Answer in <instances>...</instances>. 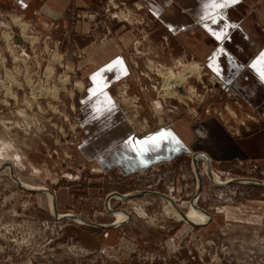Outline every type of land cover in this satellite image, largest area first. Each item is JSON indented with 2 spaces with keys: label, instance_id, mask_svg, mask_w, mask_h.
I'll list each match as a JSON object with an SVG mask.
<instances>
[{
  "label": "rangeland",
  "instance_id": "rangeland-1",
  "mask_svg": "<svg viewBox=\"0 0 264 264\" xmlns=\"http://www.w3.org/2000/svg\"><path fill=\"white\" fill-rule=\"evenodd\" d=\"M244 1L264 21V0ZM13 19L28 25L35 44ZM77 23L88 30L75 33ZM159 27L141 0H94L71 12L66 33L31 24L0 0V264H264V159L210 162L209 169L193 152L126 174L84 153L107 127L105 93L123 118L118 122L138 137L212 115L244 138L260 128L200 62L159 37ZM113 37L127 73L91 83L108 57L99 62L81 48ZM195 64L201 78L191 75L177 87L182 102L162 97L166 70ZM165 200L181 213L193 202L200 214L194 224L178 221L165 212ZM115 213L124 220L116 223Z\"/></svg>",
  "mask_w": 264,
  "mask_h": 264
},
{
  "label": "crops",
  "instance_id": "crops-1",
  "mask_svg": "<svg viewBox=\"0 0 264 264\" xmlns=\"http://www.w3.org/2000/svg\"><path fill=\"white\" fill-rule=\"evenodd\" d=\"M27 21L49 32L66 33L73 10L93 5L94 0H7ZM141 0L145 11L158 23L159 37H166L178 53L200 62L207 73L254 114L260 128L248 137L232 133L223 119L212 115L200 123L178 121L144 137L134 135L122 121L107 93L103 99L107 127L102 129L95 148L87 147L104 167L133 174L173 161L185 153L197 152L217 166L233 160L264 159V21L244 0ZM20 13V12H19ZM199 20L195 23V20ZM214 21V22H213ZM45 30V31H46ZM87 24L77 23L75 33H84ZM43 32V31H42ZM157 34V33H156ZM158 36V34H157ZM122 38V37H121ZM119 39V38H118ZM128 39L129 38H122ZM117 37L100 45L89 42L81 48L86 56L104 61L90 74L91 83H113L126 75V61L115 43ZM128 42L125 40V44ZM255 65V67H253ZM105 91V90H104ZM109 109V110H108ZM257 123V124H258ZM243 126V124H241Z\"/></svg>",
  "mask_w": 264,
  "mask_h": 264
},
{
  "label": "bare ground",
  "instance_id": "bare-ground-1",
  "mask_svg": "<svg viewBox=\"0 0 264 264\" xmlns=\"http://www.w3.org/2000/svg\"><path fill=\"white\" fill-rule=\"evenodd\" d=\"M12 23L19 28V33H20L21 37L24 40H26L30 44H35L36 43L37 40L35 38H31L30 36L26 35L27 30H28V25L27 24L21 23L18 19H13ZM47 71L49 73V68H48ZM191 75H195L196 79H200L201 75H202L201 68L198 65L195 64V65H192V66H187L185 68L182 67L181 72H178V73H175L172 69L168 68L166 70V72L163 74V83H162L161 88H160V93H161L162 97H169V98L176 97L180 102H182V98H179L178 97L179 95L177 96L176 89H177V87H180L181 85L186 84L185 82L187 81V79ZM125 93H126L125 89H122L121 90V95H124ZM188 93H189V96H191V97H193L195 95L194 91L191 90V88L188 90ZM157 108L158 109L160 108L159 103L157 104ZM198 159L199 158H197L196 155H195V157H193V161H195V162ZM200 160H203L204 163L206 162L207 167L210 169V165H209L208 159L200 158ZM194 166H195V164H194ZM205 171H206V169H205ZM207 174H208V172H207ZM208 177H209V179L212 178L217 183L221 182L218 179V177L215 176L214 174H212V172H210V171H209ZM197 179H198V177H197ZM240 181L243 182V183H250L249 180H247V181L240 180ZM16 182L19 185H21L23 188H26L27 190L30 189V190L34 191L36 189L35 191H45V189H42V187H40L38 185H36V186L28 185V184L23 183L22 181H17V180H16ZM257 184H260V183L258 182ZM46 197H47V200H48V204L50 205L49 208L51 209V213L54 214V208H53V202H52L53 195H51L50 193H46ZM115 197H116V199L117 198L124 199V197H120L119 195H116ZM164 203H165V208H166L165 212L166 213L173 214V216L176 217V220L181 221V219H182L187 224H194L193 221L195 219H197V213L200 214V212L194 206L193 202L191 204V207H189L187 209V211L184 212V213H181L179 211V209L173 204L172 201H168V200L166 201L165 200ZM117 215H118L117 213L114 214L115 222L116 223L122 222L124 219L122 217L117 216ZM58 217H71V216L69 215V216H58ZM126 219H127V217H126ZM74 220L78 221L80 223L79 219H74ZM116 225H118V224L111 225V226H116Z\"/></svg>",
  "mask_w": 264,
  "mask_h": 264
},
{
  "label": "snow or ice",
  "instance_id": "snow-or-ice-1",
  "mask_svg": "<svg viewBox=\"0 0 264 264\" xmlns=\"http://www.w3.org/2000/svg\"><path fill=\"white\" fill-rule=\"evenodd\" d=\"M210 7H215V3H214V0H213V2L209 5ZM214 22V21H213ZM262 59H264V54H262ZM253 67H255V65H253ZM259 75H260V77H261V79H264V71H260L259 72ZM90 91H92V89H90ZM101 91V93H102V89L100 90Z\"/></svg>",
  "mask_w": 264,
  "mask_h": 264
},
{
  "label": "water",
  "instance_id": "water-1",
  "mask_svg": "<svg viewBox=\"0 0 264 264\" xmlns=\"http://www.w3.org/2000/svg\"><path fill=\"white\" fill-rule=\"evenodd\" d=\"M65 218V217H64Z\"/></svg>",
  "mask_w": 264,
  "mask_h": 264
}]
</instances>
